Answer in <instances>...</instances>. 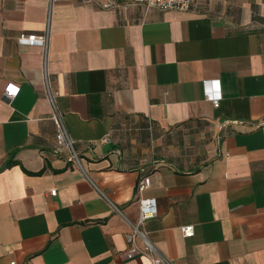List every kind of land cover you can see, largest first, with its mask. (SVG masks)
<instances>
[{"label": "crops", "instance_id": "1", "mask_svg": "<svg viewBox=\"0 0 264 264\" xmlns=\"http://www.w3.org/2000/svg\"><path fill=\"white\" fill-rule=\"evenodd\" d=\"M46 29L45 60L18 38ZM45 63L82 169L53 151ZM140 197L173 264H264V0H0V264H152L126 255Z\"/></svg>", "mask_w": 264, "mask_h": 264}, {"label": "built area", "instance_id": "2", "mask_svg": "<svg viewBox=\"0 0 264 264\" xmlns=\"http://www.w3.org/2000/svg\"><path fill=\"white\" fill-rule=\"evenodd\" d=\"M47 3L48 12H51L52 5L60 0H44ZM67 1V0H65ZM81 3H93L97 7L102 9H111L117 4H132L143 5L147 9L154 8L159 11H177L185 12L191 8L193 0H78ZM49 32L46 29L42 37H36L35 35L21 34L18 38V42L21 44L37 45L43 50V57L46 60L47 47H48ZM217 84V83H215ZM14 89L15 91H11ZM43 90L46 99L51 105L50 119L53 121L56 133H55V146L53 148L56 154H65L71 163L82 169L81 157L75 148V141L69 136L68 131L64 125L62 114L59 112L56 105L57 91L51 88V84L48 78V72L46 63L43 65ZM18 87L9 84L5 91V98L11 99L17 94ZM206 98L214 103L216 106L220 100V92H208L206 91ZM109 141L108 137L102 139L103 143ZM149 176H141L137 182V190L141 191L150 185ZM51 196L56 194V190H51L49 193ZM113 208L120 212L116 207ZM157 205L154 198L140 197L138 201V217L135 223L128 222L131 231L125 235V241L127 243L126 255L128 257L144 256L152 264H173L163 253H161L155 245L150 241L148 232L145 230V222L151 218L157 216ZM180 232L183 237H191L194 233L192 225H184L180 227ZM14 264V262H11ZM30 264V263H28Z\"/></svg>", "mask_w": 264, "mask_h": 264}, {"label": "snow or ice", "instance_id": "3", "mask_svg": "<svg viewBox=\"0 0 264 264\" xmlns=\"http://www.w3.org/2000/svg\"><path fill=\"white\" fill-rule=\"evenodd\" d=\"M11 91H15L14 89H11Z\"/></svg>", "mask_w": 264, "mask_h": 264}]
</instances>
